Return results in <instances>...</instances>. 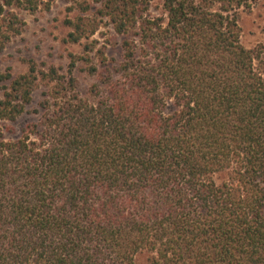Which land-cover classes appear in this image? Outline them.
<instances>
[{"label":"trees","instance_id":"16d2710c","mask_svg":"<svg viewBox=\"0 0 264 264\" xmlns=\"http://www.w3.org/2000/svg\"><path fill=\"white\" fill-rule=\"evenodd\" d=\"M255 1L64 0L66 74H0V264H264ZM44 4L0 0V52Z\"/></svg>","mask_w":264,"mask_h":264},{"label":"rangeland","instance_id":"374dc122","mask_svg":"<svg viewBox=\"0 0 264 264\" xmlns=\"http://www.w3.org/2000/svg\"><path fill=\"white\" fill-rule=\"evenodd\" d=\"M33 14L19 12L25 26L20 36L15 37L0 52V74L10 73L13 76L23 74L27 71L28 62L35 64L39 71L54 68L60 75L66 74L70 62V55L78 57L81 54V46L71 45L63 42L68 32L64 21L70 17L64 0H44ZM238 21L240 28V43L245 48H252L257 44L264 43V0H256L251 3L247 10H240ZM106 28H100L99 34L93 38L103 45L107 39L119 42V38H111ZM108 55L118 58L115 47L111 48ZM93 82L92 79L80 75L79 84L81 90H87ZM0 83V95L2 92ZM45 90L39 87L33 94L30 109H36L41 101ZM32 120L31 116H25L16 123L18 131L25 123ZM16 131V132H17Z\"/></svg>","mask_w":264,"mask_h":264}]
</instances>
